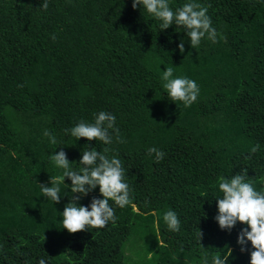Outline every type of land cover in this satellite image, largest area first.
I'll use <instances>...</instances> for the list:
<instances>
[{
	"label": "trees",
	"instance_id": "16d2710c",
	"mask_svg": "<svg viewBox=\"0 0 264 264\" xmlns=\"http://www.w3.org/2000/svg\"><path fill=\"white\" fill-rule=\"evenodd\" d=\"M43 2L0 0V264H127L133 253L142 264H212L230 250L228 264H250L251 242L243 252L238 244L247 225L229 231L215 217L220 177L246 170L264 192V0H194L218 33L197 49L184 28L161 30L133 0H47V10ZM188 2L168 0L173 11ZM167 67L196 81L190 107L168 97ZM100 111L116 117L122 143L114 132L105 145L65 131ZM151 147L165 153L159 163ZM91 148L121 160L132 204L109 201L115 222L70 234L62 212L71 180L59 184L58 204L40 184L63 175L53 154L65 151L80 171ZM93 198L103 199L99 186L79 204L90 210ZM168 210L178 232L163 219ZM138 227L141 240L154 238L127 247Z\"/></svg>",
	"mask_w": 264,
	"mask_h": 264
},
{
	"label": "clouds",
	"instance_id": "9594fccd",
	"mask_svg": "<svg viewBox=\"0 0 264 264\" xmlns=\"http://www.w3.org/2000/svg\"><path fill=\"white\" fill-rule=\"evenodd\" d=\"M142 6L148 14L159 20L161 30H166L172 25L182 27L190 38L191 47L197 49L205 37L213 43L217 42L218 33L212 27V21L207 15L208 9L200 3L189 0L182 7L175 11L169 6L168 0H133L132 7L136 9ZM47 10V0L41 4ZM55 39V37H52ZM179 50L184 52V43L179 44ZM163 87L168 97L173 102H182L185 107H190L197 101L200 89L196 81L183 76H174V69L167 67L163 71ZM116 117L105 111H100L94 116V123L81 121L78 125L65 131H70L72 137L77 140L85 138L88 141H100L105 145L112 143V133L116 135L119 142H123L119 136V128L115 127ZM111 130V131H110ZM44 135L49 138L51 144L57 140L48 130ZM259 144L251 148V153L259 150ZM109 149L97 151L91 148L82 152L79 161L83 167L75 171L70 167V161L66 152L61 150L51 156L55 166L63 169V175L50 177L51 187L40 184L43 194L60 203V183L65 178L71 180V192L73 196L62 212V225L70 234H76L89 228L101 229L111 222H115V210L109 201L120 208L132 204L130 198V187L125 182V171L119 158H109ZM148 154H155L157 163L163 160L165 153L155 147L148 150ZM247 171L244 174L237 173L230 179L220 177L218 187L222 196L217 197L218 215L215 217L221 229L231 230L238 222L247 225L239 234L238 244L241 251H246L247 241L251 242L252 248L250 264H264V192L257 191L251 181L246 179ZM99 186L103 199L93 198L88 206L79 204L81 196H87ZM80 195H75V194ZM163 219L171 231L180 230V220L175 211L168 210L164 213ZM250 229V230H249ZM202 238L201 230L197 233ZM230 250L221 258L219 254L213 255L212 264H228ZM39 264H46L44 259ZM205 264L207 258L205 257Z\"/></svg>",
	"mask_w": 264,
	"mask_h": 264
},
{
	"label": "rangeland",
	"instance_id": "374dc122",
	"mask_svg": "<svg viewBox=\"0 0 264 264\" xmlns=\"http://www.w3.org/2000/svg\"><path fill=\"white\" fill-rule=\"evenodd\" d=\"M140 227L137 228V230H135V232L132 234L131 240L129 241V243L127 244V247L130 246V244L134 241V240H138L137 242H135L136 244L140 242V245H142L143 247H147L149 246V242L150 240H152L154 238V235H152L151 237H144V240H141L142 237L140 236ZM141 238V239H140ZM126 248V247H125ZM132 254V253H131ZM130 260L128 261L127 264H142L144 262V260L135 255L133 253V256L131 258H129Z\"/></svg>",
	"mask_w": 264,
	"mask_h": 264
}]
</instances>
